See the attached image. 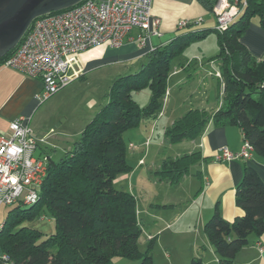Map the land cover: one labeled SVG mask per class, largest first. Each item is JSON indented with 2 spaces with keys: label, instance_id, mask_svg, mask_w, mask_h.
Listing matches in <instances>:
<instances>
[{
  "label": "trees",
  "instance_id": "16d2710c",
  "mask_svg": "<svg viewBox=\"0 0 264 264\" xmlns=\"http://www.w3.org/2000/svg\"><path fill=\"white\" fill-rule=\"evenodd\" d=\"M197 1L208 12L216 2ZM245 2L243 12L225 31L212 30L219 52L208 63L217 64L220 73L221 106L213 114L191 109L177 118L163 131L169 144L196 139L211 122L213 127H237L251 145L252 155L264 159V61L254 60L238 41L253 17L264 30V0ZM192 35L178 36L166 47L153 48L136 73L115 78L104 96L105 104L72 147L59 161L47 162L36 203L27 208L11 206L0 231V252L14 264H113L115 258L153 264V242L145 252L138 249L142 231L134 196L112 185L118 176L132 170L126 160L123 134L137 128L143 119L158 118L171 63L197 37ZM14 49L0 58V67ZM140 90L149 92L145 107L131 96ZM201 161L206 160L199 152L164 158L154 175L177 185ZM239 181L234 197L241 215L229 222L215 210L203 227L218 264H236L234 256L247 245L249 237L264 234V182L247 166ZM41 212L54 223L51 235L22 225ZM189 264L202 261L192 258Z\"/></svg>",
  "mask_w": 264,
  "mask_h": 264
},
{
  "label": "crops",
  "instance_id": "0c3cea01",
  "mask_svg": "<svg viewBox=\"0 0 264 264\" xmlns=\"http://www.w3.org/2000/svg\"><path fill=\"white\" fill-rule=\"evenodd\" d=\"M151 6L153 17L159 19L158 31L161 35L150 37L146 46L140 47L135 41L140 32L138 29H132L129 31L130 38L118 49L100 46L80 53L77 60L84 71L81 80H85L86 76L92 73L91 71H97L101 67L118 66L123 68V71L136 69L137 72L145 62V56L153 48L166 47L176 37L189 33L192 37V34L197 36L192 41H199L198 44H202L206 36L213 34L214 13L213 11L208 12L197 0H152ZM182 20L191 24L178 28L177 24ZM259 26V19L253 17L238 41L254 60L260 62L264 61V30ZM204 54V48L200 45L196 56L185 63H180L179 67L169 74V76H180L170 86L169 76L166 81L164 106L157 119L158 122L163 120L162 131H165L177 118L191 109L205 110L213 114L221 106L219 97H221L223 85L218 78L209 74L211 69L208 61L214 56L207 58ZM191 70L197 71L198 74L194 77ZM199 71L203 73L201 77H199L201 74ZM208 76L215 77L216 85L208 82ZM196 78L204 86V91L198 96H194V90L189 89L190 84ZM40 86L42 83L37 78H30L10 68L0 67L1 134L8 132V126L17 117L28 118V126L30 125L39 110L40 104L35 98L41 90ZM185 88H188V92L184 95ZM105 102L103 100L98 103L93 98L88 100V107L81 112L85 120L79 132H75L73 136L75 140L71 143V147L87 122ZM154 126L152 125L150 136L146 138V141L142 140L139 143L141 145L138 147L148 146V149L137 159V164H130L132 170L114 180L118 182L117 186L122 191L129 192L136 200L135 211L142 231L138 240V249L144 252L148 243L153 242V247L156 245L157 248L156 251H152L153 264H189L192 258L201 259L202 264H218V256L209 245L206 234L203 233L204 224L212 217L215 210L222 219L229 222L241 215L240 210L235 206L234 192L242 178L243 167L252 168L264 182V159L253 155L248 160L216 161L215 155L222 147L237 152L242 145L243 137L237 127H213L211 122L207 124L199 137L189 142L182 141L174 145L167 142L166 144V138L162 132L161 141L154 143L153 146H157L153 150L150 144L153 139L151 136ZM49 133L44 134V137L38 136L46 138V144L40 150L37 149V155L42 153L54 160L51 152L62 148L61 150L65 153L71 147L66 148L68 145L62 143L63 141L61 143L49 141ZM132 146L130 144L129 147L133 148ZM160 146H166L171 153L164 157L161 156V151L156 153ZM193 152H199L206 161L192 166L190 172L183 176L177 185L169 184L167 180H159L154 175L162 159L177 158ZM146 164L150 166L142 168ZM114 188L117 189L115 186ZM2 206L4 205H0V223H4L5 215H7ZM140 244H144L145 250L140 249ZM234 257L236 264H264V234L257 238L250 236L247 245L241 248ZM112 263L138 264L134 260L129 261L123 258H115Z\"/></svg>",
  "mask_w": 264,
  "mask_h": 264
},
{
  "label": "built area",
  "instance_id": "2783aa9c",
  "mask_svg": "<svg viewBox=\"0 0 264 264\" xmlns=\"http://www.w3.org/2000/svg\"><path fill=\"white\" fill-rule=\"evenodd\" d=\"M246 0H216L213 7L218 33L242 13ZM152 0H83L56 14L34 19L12 54L2 67L10 68L30 78L41 81L35 100L43 103L83 75L77 56L94 47L118 49L130 38L132 29L140 34L136 44L145 47L150 37L160 36L159 19L152 15ZM179 21L178 28L188 26ZM209 63L211 76L220 78L218 70ZM160 116V115H159ZM29 119L15 118L8 132L0 133V205L30 206L38 200L49 158L35 156L46 144V138L35 136L28 126ZM251 145L242 141L237 152L222 147L215 160H248L253 155ZM3 223H0V231ZM0 264H14L7 254L0 252Z\"/></svg>",
  "mask_w": 264,
  "mask_h": 264
},
{
  "label": "rangeland",
  "instance_id": "374dc122",
  "mask_svg": "<svg viewBox=\"0 0 264 264\" xmlns=\"http://www.w3.org/2000/svg\"><path fill=\"white\" fill-rule=\"evenodd\" d=\"M201 41V40H200ZM192 41L189 43V45L185 48V50L178 55L171 63V72H173L175 69L179 67L180 63H185L187 60L192 59L194 56L198 54V47L202 45L205 51V57H212L217 55L219 52V48L217 45L216 37L214 34H209L206 36L205 40L202 44ZM217 65L213 64V69L217 70ZM136 68V67H135ZM123 68L118 66H108V67H101L99 69L91 71L92 73H89L86 76L85 80H76L73 81L72 84L70 83L65 88H63L61 91L53 95L52 97L48 98L46 101L41 103L39 105V110L36 112L35 116L33 117L30 127L32 128L35 136H43L46 133H49L51 130L53 133H49L50 136H48L49 141H59L60 143H65L68 146L66 148L71 147V143L75 138L73 137L75 132H79L80 127L83 123L84 117L82 116V110L86 109L88 107V100L90 98L95 99L98 103L105 102V98L103 97L109 90V87L111 86V82L118 77V76H124L127 75L128 72H136V69H129V71H123ZM194 74V77L198 74L197 71L191 70ZM188 73V72H187ZM199 77L203 75L202 72L199 71ZM129 74V73H128ZM205 75V74H204ZM180 75L169 76V86L175 82L179 78ZM207 80L210 84L216 85L215 77L211 76L207 77ZM188 89V88H187ZM186 88L184 89L183 94L188 92ZM191 90H194V96L201 95L204 91V86L199 83V80L196 78L193 80V82L190 84ZM63 96V97H62ZM133 99L136 101V103L140 107H145L149 101V92L148 90H140L136 93H132L131 95ZM61 97V99H60ZM163 101H162V107L161 111L163 110ZM159 119V118H157ZM157 119L154 121H149V119H143L141 120L140 125L137 128L128 130L123 134V139L126 144L125 147H127V162L128 164L136 165L138 162V158L141 157L145 151L148 149L147 147H138L142 140L146 141V138L150 136V132L152 130V125L154 126L152 136L151 138V148L156 146H153L154 143H159L162 138V121L158 122ZM66 135V136H65ZM44 137V136H43ZM130 144H132L133 148L129 147ZM167 144V140H166ZM159 146V145H158ZM62 148L55 149L54 152H51L54 161H59V157L63 156L65 153L61 150ZM177 149V148H175ZM66 150V149H65ZM152 151V150H151ZM161 151V156L169 155L171 153V150H167L166 146H160L157 148V152ZM173 151V150H172ZM152 153V152H151ZM38 151L36 150L35 156H37ZM54 154V155H53ZM147 166H150V164H146L142 168H146ZM119 177V176H118ZM118 182H114V185L118 190H121L117 186ZM3 209L7 211L10 210L11 206H2ZM22 208H27V206H24ZM23 226H26V228H31L34 230L39 231V233H43L45 235H51L54 233L55 229L53 227L54 223L51 220V218L48 217L47 214H43L41 212L37 217H35L33 220L25 221ZM144 244H140V249L145 250L143 248ZM145 247V246H144ZM153 250H157L156 245ZM145 252V251H144Z\"/></svg>",
  "mask_w": 264,
  "mask_h": 264
},
{
  "label": "water",
  "instance_id": "95a60500",
  "mask_svg": "<svg viewBox=\"0 0 264 264\" xmlns=\"http://www.w3.org/2000/svg\"><path fill=\"white\" fill-rule=\"evenodd\" d=\"M81 1L0 0V58L17 46L34 19L69 9Z\"/></svg>",
  "mask_w": 264,
  "mask_h": 264
}]
</instances>
